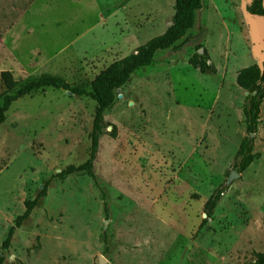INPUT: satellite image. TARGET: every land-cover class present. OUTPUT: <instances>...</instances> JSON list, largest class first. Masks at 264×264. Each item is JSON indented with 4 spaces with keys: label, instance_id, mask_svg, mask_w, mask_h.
I'll return each instance as SVG.
<instances>
[{
    "label": "rangeland",
    "instance_id": "374dc122",
    "mask_svg": "<svg viewBox=\"0 0 264 264\" xmlns=\"http://www.w3.org/2000/svg\"><path fill=\"white\" fill-rule=\"evenodd\" d=\"M201 2L182 48L157 51L115 92L92 165L96 183L84 173L56 176L87 160L94 100L47 88L10 105L0 124L4 264H253L264 252V100L257 156L228 183L245 136L246 94L235 78L264 61V21L243 0ZM173 4L0 0V72L20 85L52 77L89 91L99 71L166 30ZM204 53L214 73L188 64ZM222 186L201 226L205 201Z\"/></svg>",
    "mask_w": 264,
    "mask_h": 264
},
{
    "label": "trees",
    "instance_id": "16d2710c",
    "mask_svg": "<svg viewBox=\"0 0 264 264\" xmlns=\"http://www.w3.org/2000/svg\"><path fill=\"white\" fill-rule=\"evenodd\" d=\"M263 1L243 0L245 12L264 21ZM201 8V0H174L173 16L166 30L161 35L151 38L138 46L131 54L110 63L99 71L91 80L89 91L73 88L61 79L52 77H42L35 81H30L25 85H20L9 71H1L0 83L4 92L0 93V124L4 122L6 112L14 101L37 90L47 88L61 89L74 96H87L91 98L95 101L96 108L91 126L89 156L84 163L78 166L69 165L56 174V176L65 177L74 173H84L96 183L92 172V165L97 152L98 138L102 134L103 129L108 126L104 122L103 113L112 105L115 92L128 82L136 70L150 65L157 51L169 49L173 52L179 51L187 40V37H185L187 31L194 24L195 12ZM180 40L182 41L177 44ZM188 64L193 69L198 70L200 74L215 72L214 67L209 64L205 53L204 55L191 57L188 60ZM235 83L238 88L247 93L242 107L245 136L238 146L234 166L236 172L240 173L257 156L253 153V135L256 132L259 120L260 105L264 100V61L259 66L251 65L240 69L236 74ZM46 187L47 183L43 185L42 189L32 200L24 202V211L22 214L16 216L13 225L9 227L6 237L1 244L2 249L9 247L16 230L28 219L38 201L46 195ZM224 191L225 186L215 189L205 201L203 205L205 217L201 221V226L212 217L213 211ZM0 264H4V257L2 255H0ZM253 264H264V252L255 255Z\"/></svg>",
    "mask_w": 264,
    "mask_h": 264
},
{
    "label": "water",
    "instance_id": "95a60500",
    "mask_svg": "<svg viewBox=\"0 0 264 264\" xmlns=\"http://www.w3.org/2000/svg\"><path fill=\"white\" fill-rule=\"evenodd\" d=\"M263 7H264V1H263ZM202 52H203V49H202V48L199 49V52H198V53H199V54H202ZM245 94L247 95L246 92H245ZM238 176H239V173L232 171V172L230 173L229 177H228V183H230L233 179L237 178ZM204 217H205V216H204ZM98 264H103L102 259H99V260H98Z\"/></svg>",
    "mask_w": 264,
    "mask_h": 264
}]
</instances>
